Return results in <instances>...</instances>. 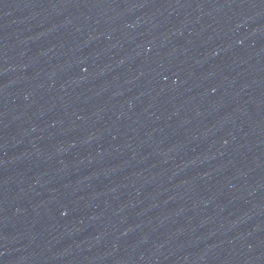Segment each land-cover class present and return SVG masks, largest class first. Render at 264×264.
Masks as SVG:
<instances>
[{"label":"water","instance_id":"obj_1","mask_svg":"<svg viewBox=\"0 0 264 264\" xmlns=\"http://www.w3.org/2000/svg\"><path fill=\"white\" fill-rule=\"evenodd\" d=\"M0 264H264V0H0Z\"/></svg>","mask_w":264,"mask_h":264}]
</instances>
